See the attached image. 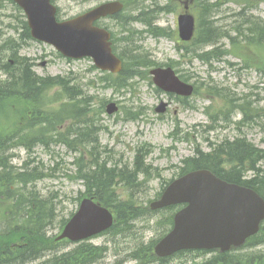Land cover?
I'll return each mask as SVG.
<instances>
[{
    "label": "trees",
    "instance_id": "1",
    "mask_svg": "<svg viewBox=\"0 0 264 264\" xmlns=\"http://www.w3.org/2000/svg\"><path fill=\"white\" fill-rule=\"evenodd\" d=\"M1 1L3 0H0V4ZM150 1L152 3L141 7L133 19L144 23L146 25L145 31L148 34L156 37L172 36L171 32L166 31L165 28L156 24H152V26L147 24L151 17L152 19L155 18L156 13L169 12L175 9L177 0H167V4L161 6L158 4L161 0ZM230 1L235 2V0H193V6L198 13L199 24L192 44L196 45L197 48L193 47L192 51L186 49V52L187 54L192 53L194 58L209 62L213 58L221 59L222 56L235 50L237 51L236 55L245 57L246 63L251 56L249 52L253 50L255 66L264 71V39L261 37L260 30V26L264 25V20L246 18L244 12L247 8L250 9L254 6L250 0H246V6L244 5L241 12L238 13L241 15L235 14L234 25L230 27V31L221 30L220 27L210 28L211 31L217 33V38L213 40L209 38L208 26L210 23L206 22L207 14L217 12L219 7ZM6 3L14 5L12 0H4V4ZM14 7L17 12L20 11L15 5ZM14 18L20 29L16 36L4 34L0 21V38L13 43V46H7L5 52L9 56L6 57L8 60L0 59V74H3L0 76V117L5 115L4 120L0 121V207L5 206L6 209H10L9 212L18 215V218L11 220L14 224L18 223V226L13 224L5 232L0 231V264L34 260L39 257L36 255L40 248L52 250V253H55L53 257L41 264H91L103 257L107 251L105 245H94L83 241L75 244L71 250L58 253L61 246L67 241H57L56 235L47 237L45 231L46 227L53 223V216L57 210L55 198L50 195L44 199H33L31 192L25 196L19 193L20 188L26 186L23 172L28 163L25 161L22 168L20 167L21 172L11 176L10 169L18 167L10 163L11 154L8 148L14 144V147L30 150L35 145L32 141L43 135L52 136L64 144H69L70 141L78 139L84 133L82 129L93 128L95 122L98 121L94 116L89 117L92 110H96L92 102L93 96L85 93L83 85L74 80L75 77L72 76V73L67 75H38L33 69L34 62L19 54L23 44L30 39L26 21L23 15L19 13ZM121 20L126 21L125 17H121ZM246 24H251V27H247ZM8 26L17 31V26L11 23ZM125 30L127 33L118 37V40H125L127 45L121 49L114 48L123 59L122 70L116 75L103 74L97 81L91 79L88 81L90 86L121 89V87H126V84H132L136 78L148 77L147 69L153 62L150 60L134 61L137 53L129 52L128 46L132 44L131 36L135 31L127 27ZM222 40L227 41L220 45H214ZM208 45L214 47L205 50ZM17 46L19 47L17 48ZM135 48L137 47L135 46ZM15 59L17 62H11L16 61ZM20 60L23 66L22 64L17 66ZM239 107L247 108L249 112L253 111L248 103H243ZM244 112L246 111L244 110ZM12 113L14 114L12 115ZM101 128L103 129L104 126L93 129L99 135L98 131ZM97 139L92 145L83 142L81 144L83 160L73 163L76 166L74 177L81 179L85 187L81 197H91L114 212L115 222L107 232L120 234L123 230L125 232L132 231L135 222L150 215L151 211L148 206L137 203L133 197L119 196L117 185H127L131 187L132 191L144 182L143 180L139 181L138 176L145 177L151 174V165L145 164L144 161L152 149L150 145L138 148L134 155L132 168L124 165L116 171L107 167L109 160L102 155L98 136ZM141 159H143L142 165ZM263 162V148H257L241 137L232 141L225 138L218 143H211L207 151L196 144L193 155L182 161L178 174H183L192 169L207 168L228 182L255 189L264 197ZM33 168L35 169V167ZM84 170H88L89 174H85ZM41 174L36 177L37 180L42 178ZM30 191L32 190L30 189ZM19 195H21V201L17 198ZM66 221L67 219H63L60 227H63ZM171 224L172 215H169L161 223L165 227L163 234ZM38 229L43 230V234H39ZM21 239L22 242L26 241L25 247H10L12 242ZM155 241L141 243L134 252L130 253V256L137 259L139 264L152 263L158 260L153 254ZM261 245H264V223L258 233L246 241L243 251L215 252L203 264H264V251L253 249ZM18 253H22L25 257L19 256ZM159 261L161 264H165L164 262L167 260L159 259Z\"/></svg>",
    "mask_w": 264,
    "mask_h": 264
},
{
    "label": "rangeland",
    "instance_id": "2",
    "mask_svg": "<svg viewBox=\"0 0 264 264\" xmlns=\"http://www.w3.org/2000/svg\"><path fill=\"white\" fill-rule=\"evenodd\" d=\"M99 1L102 0H58L59 15L62 18L70 17ZM250 1L254 6L251 10L247 9L244 12L246 18L264 20V2ZM165 2V0L160 1V5ZM148 3V0L144 2L145 5ZM244 5L246 6V0H235V2L230 1L219 7L214 19L218 18L217 25L221 26V30L230 31V27L234 25L236 12ZM129 10L130 8L126 10V13H134L128 12ZM180 12H182V6L177 3L174 12L155 14L156 25L164 27L168 32H174L168 38L152 37L146 32L140 35L135 33L133 45L140 46V50L135 48L139 51L134 61L150 60L153 64L172 61L179 74L188 77L189 82L194 85L201 83L205 87L204 83L211 82L217 86V88L213 86L205 89L198 88L197 92L186 102H182V98L168 99L156 90L148 77L136 78L132 84H126L122 90L90 86L88 81L91 79L97 81L102 74L91 68L92 61L89 58L68 61L60 57L52 46L41 42L30 40L21 50L22 55L35 59L34 70L37 74L67 75L72 73L74 80L83 85L85 93L93 96L92 102L96 110H92L89 117L94 116L99 121L102 120L105 126L98 136L102 155L106 156L110 163L116 161L120 167L127 165L131 168L137 149L150 145L152 151L145 161L151 165V174L145 177L139 175L138 180L144 182L132 190L133 192L127 185H117L119 196L133 197L137 203L146 207L151 200L157 197L165 182L177 176L181 161L193 154L196 143H199L204 150H209L210 143L219 142L224 138L232 140L238 136H245L255 146L264 148V72L252 66H244L242 58L234 56L237 53L235 50L234 54L226 55L222 60L213 61L212 68L209 64L192 58V53L185 56L186 49L188 51L194 47V44L183 43L178 38L177 15ZM190 12L197 17L198 13L194 6H191ZM17 14L18 12L11 3L0 10L1 26L7 35L16 32L15 29L6 27L8 23L17 26V32L20 31L19 24L14 18ZM104 22L111 26L114 32L121 31L122 25L117 19ZM246 25L251 27V24ZM127 26L139 31L145 29V25L139 21H133ZM120 35L117 34V38ZM221 43L222 41L216 45ZM118 45L120 49L124 47L123 43H118ZM182 47L186 48L182 49ZM209 48L210 46H207L205 49ZM218 87L222 88V93L227 95H221ZM160 100H171L167 113L155 111ZM110 101L119 105L118 111L112 115L105 112V104ZM242 101H248L252 107H258V114L254 111L249 112L247 108L238 109L236 105ZM183 104H188V107H184ZM206 106L209 107L210 113L228 109L229 121H223V114L218 113L216 116L218 122L212 123L208 114L204 112ZM126 109L136 111L137 119H125ZM244 110L253 116H244L242 113ZM4 117L5 115L1 116L0 121H3ZM238 120H243V123L238 124ZM212 125L214 128L209 130V126ZM176 131H178L177 134ZM187 132L189 133L188 140H182L187 136ZM17 148L10 151L12 157H14L13 153L17 154L15 159L11 157L10 163L18 165L27 157L35 156L31 158V166L42 172L43 177L37 180L34 188H37V193L43 197L52 195L55 198L58 212L56 220L46 227L45 231L47 235H56L61 229L60 223L63 219L68 220L77 210L82 198L81 194L85 189L81 179L74 177L76 169L73 164L74 156L65 147L52 144L50 146L39 144L34 148L33 153L23 147ZM262 165L264 166V162ZM6 208L5 206L0 207V211ZM171 212L172 209L151 212L150 215L135 222L133 230L125 234L107 232L91 238L89 242L105 245L107 249L101 259L91 264H139L140 262L131 257L130 253L134 252L141 243L161 237L165 229L161 223ZM4 228L5 223L0 220V230ZM64 243L58 253L71 250L74 246L70 242ZM253 249L264 251V245ZM240 251L243 250L235 252ZM54 255L52 250H47L41 256L40 261ZM213 255L214 252L184 253L172 257L165 264H203ZM144 264L161 263L156 261Z\"/></svg>",
    "mask_w": 264,
    "mask_h": 264
},
{
    "label": "water",
    "instance_id": "3",
    "mask_svg": "<svg viewBox=\"0 0 264 264\" xmlns=\"http://www.w3.org/2000/svg\"><path fill=\"white\" fill-rule=\"evenodd\" d=\"M28 19L31 35L53 44L63 55L71 58L92 57L95 65L111 72L121 69V61L110 47L109 33L93 26L100 16L117 12L120 2H109L62 22L55 19V8L50 0H15ZM187 9V4L185 5ZM194 18L183 13L178 17V32L182 40L193 35ZM160 88L181 95H190L193 87L181 82L171 68L150 71ZM161 103L157 110H164ZM117 110L114 102L106 111ZM186 206L174 215L171 231L155 246L159 257L183 249H218L227 251L241 246L254 235L264 220V200L254 190L228 183L207 169L188 172L173 180L159 199L150 203L152 209L173 204ZM112 213L92 199H83L58 238L81 240L109 228Z\"/></svg>",
    "mask_w": 264,
    "mask_h": 264
},
{
    "label": "bare ground",
    "instance_id": "4",
    "mask_svg": "<svg viewBox=\"0 0 264 264\" xmlns=\"http://www.w3.org/2000/svg\"><path fill=\"white\" fill-rule=\"evenodd\" d=\"M152 2L149 0V3L146 4V5H150ZM247 8V7H246ZM245 8V9H246ZM248 9V8H247ZM252 9V7H250V10ZM239 12H241V9L239 11H237L236 13L238 14ZM214 15L216 16V11L214 12H210L207 14V17H206V22L209 24L208 26V32L209 33V38H212L213 39H216L217 38V33L215 31H211L210 28L212 29H215V28H219L221 26L217 25V21H218V18L217 20L214 19ZM238 15H241L238 14ZM155 21L156 19L152 17L149 19L148 21V24L147 25H150L152 26L155 25ZM223 29V28H222ZM260 30H261V37L264 39V25H261L260 26ZM7 46H13V43H10V42H6L4 40H2L0 38V59H3L4 61H7L8 59L6 57H9L7 56V54L5 53L6 50H7ZM19 46H17L18 48ZM193 48V47H192ZM192 48L188 49V51H192ZM194 48H197L196 45H194ZM128 51L129 52H132V53H137V50H135V45L131 44L130 46H128ZM198 51V49H197ZM6 58V59H4ZM16 60V59H15ZM11 62H17L16 61H11ZM10 63V62H9ZM22 64V61L20 60L17 64V66H20ZM13 65H16V63H13ZM23 66V64H22ZM123 89V87H121V90ZM106 106L108 105L107 103L105 104ZM249 108V107H248ZM116 111L112 112V113H109L108 115H112L114 114ZM223 121H226L225 118L222 119ZM95 127L93 128H100L101 126H104L103 125V122L102 120H98L97 122H95ZM92 127H87L85 129H82V132H84L81 136L78 137V139H74L73 141H70L69 144H64V143H61L59 142L56 138L52 137V136H48V135H43V136H39L37 138H35L32 143L35 144L32 146V149L29 150L30 153H33L34 151V148L39 145V144H43V145H48L49 146L52 144L54 146H63L65 147L67 150L70 151V153L74 156L73 157V160L74 161H77V162H81V160H83V153H82V149H81V144L83 142L85 143H89V145H92L94 143V141L98 140L97 139V134L96 132L94 131ZM97 129V130H98ZM102 130V128H101ZM98 131V134L100 133V131ZM99 137V136H98ZM241 138H244L246 139V141H248V139L245 137V136H241ZM15 145H10L9 146V151H11L12 149L14 148H17V147H14ZM20 148V147H18ZM17 148V149H18ZM25 149V148H24ZM12 155V154H11ZM13 156L12 157L13 159H15V156H17V154L13 153ZM142 161L143 159H141V165H142ZM145 164L148 165V163L146 161H144ZM140 164V162H139ZM144 165V164H143ZM108 168H111V169H115L116 171L119 170L120 166L118 165V163H116V161H111V163L109 162ZM22 168V166H21ZM21 168L20 166H18V168H12L10 169V173H11V176L15 175L16 173L18 172H21ZM132 168V167H131ZM85 171V174H89V171L88 170H84ZM24 176H25V180H26V186H22L19 190V193L23 194V196L29 194V192H31V197L33 199H36V198H40V199H44V197L42 195H40L39 193H37V188L35 189H32L34 187H36V182H37V179L36 177L42 173V172H39L37 169H34L33 167H31L30 165L27 166L26 169H24ZM41 177H43V173L40 175ZM41 179V178H40ZM30 189L32 191H30ZM17 198L21 201V195L17 196ZM149 210H151L149 207H148ZM10 209H5V210H1L0 211V220L5 223V228L0 230L1 232H5L7 229H9L14 223L11 222V220H13V218H18V215L14 212H9ZM57 210L53 216V223L55 222L56 220V216H57ZM15 226H18V223H15L14 224ZM37 232L39 234H43V230L41 229H38ZM123 234H125V230L122 231ZM47 237H49V235L46 234ZM89 238L86 239L85 242H89ZM90 243V242H89ZM27 245L26 241H23L22 242V239L21 240H16L14 242H12L10 244V247H13V248H17V247H20V248H23ZM40 251V252H39ZM46 250H43L42 248H40L38 250V254L36 255L37 256H41ZM19 256H23V258L25 257V255H23L22 253H18ZM21 262H24V260H21ZM43 263L42 261L39 262V264ZM12 264H21V263H14L12 262Z\"/></svg>",
    "mask_w": 264,
    "mask_h": 264
},
{
    "label": "flooded vegetation",
    "instance_id": "5",
    "mask_svg": "<svg viewBox=\"0 0 264 264\" xmlns=\"http://www.w3.org/2000/svg\"><path fill=\"white\" fill-rule=\"evenodd\" d=\"M111 17H113V16H111ZM171 102V100L170 101H168V104Z\"/></svg>",
    "mask_w": 264,
    "mask_h": 264
}]
</instances>
